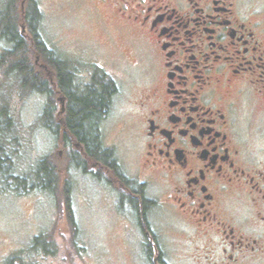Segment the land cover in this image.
Here are the masks:
<instances>
[{"label":"flooded vegetation","instance_id":"obj_1","mask_svg":"<svg viewBox=\"0 0 264 264\" xmlns=\"http://www.w3.org/2000/svg\"><path fill=\"white\" fill-rule=\"evenodd\" d=\"M97 3L116 57L81 70L58 58L72 95L92 89L106 104L83 125L93 138L71 146L76 164L63 150L111 201L131 264H264V0ZM123 88L136 174L105 141Z\"/></svg>","mask_w":264,"mask_h":264},{"label":"rangeland","instance_id":"obj_2","mask_svg":"<svg viewBox=\"0 0 264 264\" xmlns=\"http://www.w3.org/2000/svg\"><path fill=\"white\" fill-rule=\"evenodd\" d=\"M37 1L43 13L40 25L43 39L70 68L81 70L84 68L81 62L116 57L115 48H110L106 41L108 36L99 24L97 0ZM3 47L0 43V52ZM36 56L33 54L30 60L40 70L37 73L47 77V81L53 79L51 65L44 64L49 71L41 69L42 62L38 63ZM3 68H0V104L6 107L15 124L8 142L14 149L13 172L17 176L27 175L38 158L47 157L55 166L60 182L54 194L34 191L17 195L10 191L15 188L13 181L7 175H0V264H6L14 255L26 264H131L126 232L120 222H115L111 201L95 183L83 179L77 167L65 157L61 139L40 124L48 96L21 91L14 80L2 75ZM137 69L130 66L125 71L135 73ZM137 76L135 83L141 85L140 73ZM50 88L55 91L52 86ZM123 89L125 95L118 98L104 123V131L108 133L105 141L115 144L126 172L136 174L137 146L132 138L134 129L126 105L129 93ZM54 104L52 121L61 126L59 121L63 116L58 113L63 104L59 101ZM129 150L134 151L135 160L127 156ZM66 153L70 154V147ZM8 168L9 163L5 162L4 171ZM65 185L74 212L75 231L65 216ZM23 188L18 186V191ZM37 237L42 241L35 246L33 241ZM42 243L48 252L41 249Z\"/></svg>","mask_w":264,"mask_h":264},{"label":"trees","instance_id":"obj_3","mask_svg":"<svg viewBox=\"0 0 264 264\" xmlns=\"http://www.w3.org/2000/svg\"><path fill=\"white\" fill-rule=\"evenodd\" d=\"M42 19L43 13L37 0H0V43L4 46L0 52V68L4 67L2 75L7 76V80H14L21 91L48 96L46 105L40 115V124L55 135L58 140L61 139V146L70 147L71 160L76 164L77 154L74 151L75 149H71V146L79 138H93L89 130L101 117L100 108L106 103H104L103 96L96 95L92 89L79 93V96L72 95L70 78L65 67L62 66L63 64L41 34ZM33 54L37 55L38 63L42 62V64L40 63L41 69L46 70L47 68V71H49L44 64H50L52 68L51 76L53 71L56 72L58 77L53 80V83L51 79L47 81V77H42L41 74L37 73L40 70L30 60ZM51 86L55 91L51 90ZM52 95L54 96L53 99ZM66 95L69 96V101L67 103L66 128H64L63 120L59 121L60 126L52 121V115L54 101H59L61 104L60 100ZM58 115H62V109H60ZM92 116L94 117L92 118ZM12 121L6 107L0 104V175H7L13 181L15 188L10 191L17 195L34 191L54 194L57 191L60 178L55 166L47 157L38 158L32 171L27 175L17 176L13 172L14 149L13 147L10 148L8 143L11 140V131L14 132L15 127ZM84 123L89 129L85 133L82 130ZM66 129L69 130V134ZM5 162L9 163V168L6 171L3 169ZM18 183L19 185H17ZM18 186H24L23 190L18 191ZM66 189L65 185L63 191V197L65 196L64 205L67 209L65 216L72 230L75 231L77 226L74 220V212L71 210L70 196ZM41 241V238L37 237L34 239L33 245H40ZM41 249L48 252L45 243L41 244ZM6 264H26V262L14 255L7 260Z\"/></svg>","mask_w":264,"mask_h":264},{"label":"bare ground","instance_id":"obj_4","mask_svg":"<svg viewBox=\"0 0 264 264\" xmlns=\"http://www.w3.org/2000/svg\"><path fill=\"white\" fill-rule=\"evenodd\" d=\"M123 131V130H122Z\"/></svg>","mask_w":264,"mask_h":264}]
</instances>
